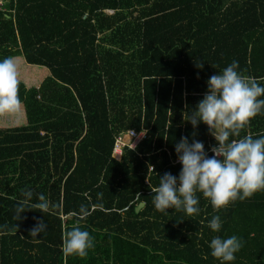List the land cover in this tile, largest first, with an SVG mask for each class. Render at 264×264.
<instances>
[{
	"label": "trees",
	"instance_id": "trees-1",
	"mask_svg": "<svg viewBox=\"0 0 264 264\" xmlns=\"http://www.w3.org/2000/svg\"><path fill=\"white\" fill-rule=\"evenodd\" d=\"M6 1L0 264H264V0Z\"/></svg>",
	"mask_w": 264,
	"mask_h": 264
},
{
	"label": "built area",
	"instance_id": "built-area-1",
	"mask_svg": "<svg viewBox=\"0 0 264 264\" xmlns=\"http://www.w3.org/2000/svg\"><path fill=\"white\" fill-rule=\"evenodd\" d=\"M6 3H7L6 0H0V10H5ZM109 13L113 14V12L111 11H109ZM215 123H216V115L214 112H212L208 118V125L212 127L214 126ZM147 138H148V134L146 131L138 132L135 130H130L125 133H122L116 138L114 151H113V159H115L118 162H122L126 150H131L133 152H136L141 147V145L146 141ZM210 154H213L216 159H224L229 156L228 151L222 147L213 148L211 149V151L209 150L208 155ZM183 161L186 162V157H183V159L179 158L175 163L180 164ZM200 162L202 164H205L204 159H201ZM154 170L155 167H151L150 171L154 172ZM206 178L209 180L212 179L218 185H223L222 180L225 179V177L223 179L217 178L212 173L210 167L207 170ZM146 183L150 185L149 180ZM233 185L234 183L232 181H228L226 184H224V186L228 189H232Z\"/></svg>",
	"mask_w": 264,
	"mask_h": 264
},
{
	"label": "crops",
	"instance_id": "crops-1",
	"mask_svg": "<svg viewBox=\"0 0 264 264\" xmlns=\"http://www.w3.org/2000/svg\"><path fill=\"white\" fill-rule=\"evenodd\" d=\"M228 112H229V110H228ZM228 112H226L225 111V113H228ZM218 126H220L221 125V122H220V120H217V123H216ZM221 133V130H218V131H216V135L219 137V134Z\"/></svg>",
	"mask_w": 264,
	"mask_h": 264
},
{
	"label": "water",
	"instance_id": "water-1",
	"mask_svg": "<svg viewBox=\"0 0 264 264\" xmlns=\"http://www.w3.org/2000/svg\"><path fill=\"white\" fill-rule=\"evenodd\" d=\"M225 111L228 112V109H225ZM144 207H145V204H141V205L138 207V209H137L138 213H139L141 210H143Z\"/></svg>",
	"mask_w": 264,
	"mask_h": 264
},
{
	"label": "rangeland",
	"instance_id": "rangeland-1",
	"mask_svg": "<svg viewBox=\"0 0 264 264\" xmlns=\"http://www.w3.org/2000/svg\"><path fill=\"white\" fill-rule=\"evenodd\" d=\"M140 206V205H139Z\"/></svg>",
	"mask_w": 264,
	"mask_h": 264
}]
</instances>
